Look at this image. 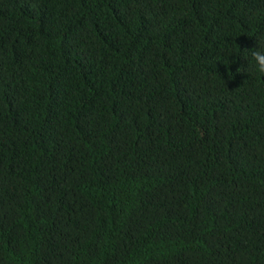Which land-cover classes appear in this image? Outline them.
I'll use <instances>...</instances> for the list:
<instances>
[{
  "label": "trees",
  "instance_id": "trees-1",
  "mask_svg": "<svg viewBox=\"0 0 264 264\" xmlns=\"http://www.w3.org/2000/svg\"><path fill=\"white\" fill-rule=\"evenodd\" d=\"M264 0H0V264H264Z\"/></svg>",
  "mask_w": 264,
  "mask_h": 264
},
{
  "label": "clouds",
  "instance_id": "clouds-1",
  "mask_svg": "<svg viewBox=\"0 0 264 264\" xmlns=\"http://www.w3.org/2000/svg\"><path fill=\"white\" fill-rule=\"evenodd\" d=\"M251 57L255 62L257 71L264 74V49L258 46L254 47V50L251 51Z\"/></svg>",
  "mask_w": 264,
  "mask_h": 264
}]
</instances>
